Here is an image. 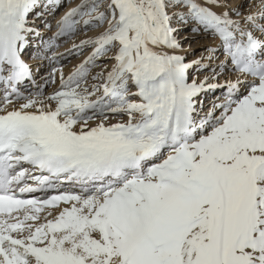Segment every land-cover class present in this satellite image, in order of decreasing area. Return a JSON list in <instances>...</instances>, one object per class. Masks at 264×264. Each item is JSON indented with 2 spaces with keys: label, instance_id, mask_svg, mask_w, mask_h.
<instances>
[{
  "label": "snow or ice",
  "instance_id": "1",
  "mask_svg": "<svg viewBox=\"0 0 264 264\" xmlns=\"http://www.w3.org/2000/svg\"><path fill=\"white\" fill-rule=\"evenodd\" d=\"M68 2L0 0V264H264V0Z\"/></svg>",
  "mask_w": 264,
  "mask_h": 264
},
{
  "label": "rangeland",
  "instance_id": "2",
  "mask_svg": "<svg viewBox=\"0 0 264 264\" xmlns=\"http://www.w3.org/2000/svg\"><path fill=\"white\" fill-rule=\"evenodd\" d=\"M69 4H71V2H68L67 4H65V6L63 7V8H61L59 11H57L54 15H52V16H49V20H47V21H49V22H51L52 23V25H53V28H55V20L56 19H58L59 17H60V15H62L61 13H63L64 11H66L67 10V8L69 7ZM70 8V7H69ZM46 18V17H45ZM39 25V24H38ZM41 28H43V24H40L39 25ZM54 29H52V31H53ZM186 33H190V35H186ZM90 34L91 35H93L92 34V32H90ZM89 33H88V35H90ZM184 35L183 36H188L189 37V39L188 40H182L181 42H182V44L185 46H189V51L188 52H186V56H187V59L189 60V61H192V60H195V59H198L199 57H201L202 55L203 56H206L207 55V53L204 51V49H205V47L206 46H210V45H214L215 43H214V38H210L209 36H207V35H205V34H196V33H191V32H189V31H187V30H185V32L183 33ZM46 35V36H45ZM51 35V33L50 32H48V31H44V36L45 37H48V36H50ZM83 38V36L82 35H78L77 37H75V40H76V42H79V40L80 39H82ZM207 39V40H206ZM211 39V40H210ZM58 43L60 44V47L61 46H63V48H64V50H61V49H56L58 52H65L66 51V49H68V48H70L71 47V44H72V41L71 40H69V41H67L66 43L65 42H63V41H58ZM191 46V47H190ZM59 50H61V51H59ZM87 54V53H86ZM85 54V55H86ZM183 54V53H182ZM217 55L219 56V58L220 59H223V57H222V55H220L219 53H217ZM197 57V58H196ZM81 58L83 59V57H76V56H73L72 58H71V62L70 63H66V65H68L67 66V68L66 69H71L75 64H77V63H79V61L78 60H81ZM77 59V60H76ZM76 61H78V62H76ZM219 61L217 60L216 62L215 61H212V63H218ZM71 67H70V66ZM73 65V66H72ZM204 74L202 73L201 74V76H203ZM210 98V97H209Z\"/></svg>",
  "mask_w": 264,
  "mask_h": 264
},
{
  "label": "bare ground",
  "instance_id": "3",
  "mask_svg": "<svg viewBox=\"0 0 264 264\" xmlns=\"http://www.w3.org/2000/svg\"><path fill=\"white\" fill-rule=\"evenodd\" d=\"M70 2H71V4H69V7H74L77 3H79V0H70ZM231 3L232 4H238V3H240V0H231ZM67 4V3H66ZM68 7V8H69ZM61 14H63V13H61ZM49 16H52V15H48V16H46V18H44V19H46V20H49ZM61 16V15H60ZM37 24H43V20H41V21H37ZM42 27V26H41ZM41 29H43V28H41ZM54 30H53V32L55 31V28H53ZM51 33V35H52V32H50ZM89 34H90V32H89ZM93 34V33H92ZM91 35V34H90ZM182 35H184L183 33H182ZM186 35H190V33L188 34V33H186ZM46 36V35H45ZM45 38H47V37H45ZM211 38V37H210ZM207 40V39H206ZM211 40V39H210ZM214 43L216 44L217 43V41H215L214 40ZM183 47H184V51L181 53L182 55H185L186 54V52H188L189 51V46H184L183 45ZM191 47V46H190ZM65 48V47H64ZM64 48H63V46H61L59 49H61V50H64ZM58 49V48H57ZM61 50H59V51H61ZM57 51V50H56ZM86 54V53H85ZM87 55V54H86ZM197 58V57H196ZM82 59V58H81ZM77 60V59H76ZM78 61H80V60H78ZM78 61H76V62H78ZM216 62V61H215ZM34 64L35 63H37V62H33ZM46 63V62H45ZM67 66L68 65H66L65 66V69H64V71H65V74H67L68 73V71L70 70H68V69H66L67 68ZM70 66V65H69ZM73 66V65H72ZM71 67V66H70ZM203 76H201V78H202ZM221 79H223V78H221ZM28 88H29V90H31V85H28Z\"/></svg>",
  "mask_w": 264,
  "mask_h": 264
}]
</instances>
